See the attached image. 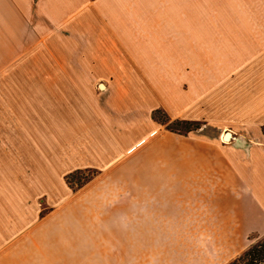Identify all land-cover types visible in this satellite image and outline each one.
I'll return each instance as SVG.
<instances>
[{"label":"crops","instance_id":"crops-1","mask_svg":"<svg viewBox=\"0 0 264 264\" xmlns=\"http://www.w3.org/2000/svg\"><path fill=\"white\" fill-rule=\"evenodd\" d=\"M261 52L264 0H0V72L33 70L0 83L37 85L28 112L96 170L54 189L45 155L49 187L19 188L0 140V264H228L261 241L264 82L231 74Z\"/></svg>","mask_w":264,"mask_h":264},{"label":"rangeland","instance_id":"rangeland-1","mask_svg":"<svg viewBox=\"0 0 264 264\" xmlns=\"http://www.w3.org/2000/svg\"><path fill=\"white\" fill-rule=\"evenodd\" d=\"M254 60H262L264 61V52L257 53L254 57ZM28 64V63H26ZM33 70L29 67H21L14 68L12 65L8 68L4 69L0 72L1 75H10L21 77V79H25L24 76L33 75ZM248 75V77L260 76L261 82H264V67L260 65H255L251 67H245L240 69H234L231 73L232 76H237L239 74ZM11 80V79H10ZM23 81V80H22ZM38 89L37 85L29 84L27 82L22 83H0V140L8 141L13 144H16L14 148L7 146L6 149L9 151V154H4L5 159H12L17 166V169L22 173H26L30 177L27 179H23L20 181L19 188H25L31 191L33 189H39L43 186L49 187V183L51 182L54 189L59 186L60 182L64 183L71 190H78L85 186L93 175H96V170L90 167H83L78 169H73V167L77 166L79 159H82L83 155H85L86 149L83 147H69L62 148L56 143H60L61 140V132L58 129H55L53 124L58 123L60 117H54L53 121H46L44 115H40L39 112L36 116H33L32 113L28 111H34L35 107L33 104L38 102L37 110L43 108V105H39L42 103L41 101H36L28 99V93L32 90ZM32 103V104H31ZM44 113V110H43ZM36 118V126L31 123ZM156 118V117H155ZM157 120L165 123L167 127L176 129L180 132H186L191 125L190 124H175L170 122V118L165 114L160 112L157 115ZM34 129H36L34 132ZM64 134V133H63ZM71 134V133H68ZM30 135H35L38 143L40 140L50 139L53 140L54 146L50 149H44V146L40 147V145L36 148H32L28 146V141L31 137ZM43 144V143H42ZM3 150L1 148L0 143V151ZM45 150H47V154H45ZM91 154V153H90ZM51 157L53 163L51 165L52 168V179L51 181H46V179H41L38 173L46 171L44 170L45 165L43 164L44 156ZM64 162V163H62ZM69 163V167H63L62 164ZM62 163V164H60ZM62 165V166H61ZM4 165L0 164V172H2V167ZM7 166V165H6ZM44 166V167H43ZM47 165V171H49ZM41 167V168H40ZM39 168V169H37ZM46 168V167H45ZM7 169H5V173ZM50 174V175H51ZM43 175V174H42ZM13 182L14 181H9ZM6 183V182H5ZM7 184V183H6ZM8 185V184H7ZM9 186V185H8ZM256 241L250 242V244H245L243 247H240L241 250H246L249 246L253 245ZM256 244V243H255ZM201 245H198L200 247ZM212 246L213 248L218 247L219 245H207ZM207 250L208 248L205 247ZM250 248V247H249ZM248 248V249H249ZM239 252V251H238ZM241 252L237 253L240 254ZM233 253L228 254V258L232 257ZM238 258V257H236ZM236 258L232 259L235 260Z\"/></svg>","mask_w":264,"mask_h":264},{"label":"trees","instance_id":"trees-1","mask_svg":"<svg viewBox=\"0 0 264 264\" xmlns=\"http://www.w3.org/2000/svg\"><path fill=\"white\" fill-rule=\"evenodd\" d=\"M159 111L154 113L157 118ZM228 264H264V238Z\"/></svg>","mask_w":264,"mask_h":264},{"label":"water","instance_id":"water-1","mask_svg":"<svg viewBox=\"0 0 264 264\" xmlns=\"http://www.w3.org/2000/svg\"><path fill=\"white\" fill-rule=\"evenodd\" d=\"M230 136H231L230 133L227 132L226 135H225V138L228 139V138H230Z\"/></svg>","mask_w":264,"mask_h":264}]
</instances>
